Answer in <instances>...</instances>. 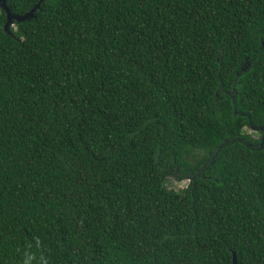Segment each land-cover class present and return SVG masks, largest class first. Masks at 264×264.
I'll list each match as a JSON object with an SVG mask.
<instances>
[{
    "label": "trees",
    "instance_id": "trees-1",
    "mask_svg": "<svg viewBox=\"0 0 264 264\" xmlns=\"http://www.w3.org/2000/svg\"><path fill=\"white\" fill-rule=\"evenodd\" d=\"M35 15L0 9V264H264V0Z\"/></svg>",
    "mask_w": 264,
    "mask_h": 264
},
{
    "label": "water",
    "instance_id": "water-1",
    "mask_svg": "<svg viewBox=\"0 0 264 264\" xmlns=\"http://www.w3.org/2000/svg\"><path fill=\"white\" fill-rule=\"evenodd\" d=\"M45 1L46 0H40L38 2V4H36L34 6V8H32L29 12H27L24 15L17 16V15L12 14L11 11L9 10V8L7 6V0H0V9L3 10L6 14V22L4 25V32L9 33L11 30V27L14 25V22L23 23V22L35 19L36 12L40 9L41 4ZM259 130H261L263 132V137H262V142H261V144L263 145L264 144V128H259ZM254 131H258V128L254 129ZM231 264H239L238 259H237V255L235 252H232V263Z\"/></svg>",
    "mask_w": 264,
    "mask_h": 264
},
{
    "label": "rangeland",
    "instance_id": "rangeland-1",
    "mask_svg": "<svg viewBox=\"0 0 264 264\" xmlns=\"http://www.w3.org/2000/svg\"><path fill=\"white\" fill-rule=\"evenodd\" d=\"M244 133L247 135H250L252 137H255V138H259L261 136L260 133H257L254 130H250L249 128H245ZM189 182H190L189 180H184V181L178 182V181H175L174 179L170 178L167 181V186L170 189L181 190V189L186 188L189 185Z\"/></svg>",
    "mask_w": 264,
    "mask_h": 264
},
{
    "label": "flooded vegetation",
    "instance_id": "flooded-vegetation-1",
    "mask_svg": "<svg viewBox=\"0 0 264 264\" xmlns=\"http://www.w3.org/2000/svg\"><path fill=\"white\" fill-rule=\"evenodd\" d=\"M250 130H252L251 128H249ZM257 133H259V132H257ZM260 137L259 138H255V137H252L251 136V139H252V141H248V140H243L245 143H247V144H249L250 146H252V147H255V146H257V142L256 141H258V140H261L262 139V137H263V134L262 133H260Z\"/></svg>",
    "mask_w": 264,
    "mask_h": 264
}]
</instances>
